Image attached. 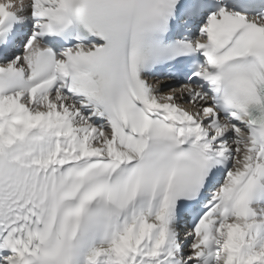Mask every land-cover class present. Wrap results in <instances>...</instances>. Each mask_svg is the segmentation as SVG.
Returning <instances> with one entry per match:
<instances>
[{
	"label": "snow or ice",
	"instance_id": "6c2138e0",
	"mask_svg": "<svg viewBox=\"0 0 264 264\" xmlns=\"http://www.w3.org/2000/svg\"><path fill=\"white\" fill-rule=\"evenodd\" d=\"M0 264H264V0H0Z\"/></svg>",
	"mask_w": 264,
	"mask_h": 264
}]
</instances>
